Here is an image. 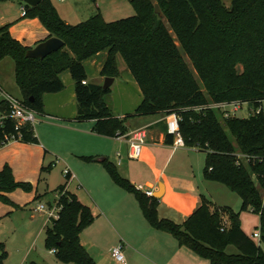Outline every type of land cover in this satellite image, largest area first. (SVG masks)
Here are the masks:
<instances>
[{
	"label": "trees",
	"instance_id": "trees-1",
	"mask_svg": "<svg viewBox=\"0 0 264 264\" xmlns=\"http://www.w3.org/2000/svg\"><path fill=\"white\" fill-rule=\"evenodd\" d=\"M131 2L136 12L132 16L107 22L98 13L77 24L66 22L52 0H43L36 7L26 5V17L39 18L50 36L65 41L63 48L44 58L27 56L31 47L12 36L10 25L1 26L0 61L5 56L14 59L22 93L19 99L38 113L44 112V95L62 91L61 75L70 71L75 80L77 120H95L94 130L102 135H125L127 117L116 116L107 101L112 87L89 82L84 64L107 51L101 73L118 78L121 55L143 94L135 114L177 113L187 147L207 152L205 177L239 193L243 211L251 208L261 215L264 243V113L225 117L210 106L242 101L258 107L264 101V0H232L231 6L224 0ZM156 4L163 18L156 12ZM0 108L10 112L6 100H0ZM12 140L40 142L34 126L17 128L16 120L5 116L0 120V146ZM173 141L174 135L167 131V142ZM240 154L252 158L238 163ZM104 165L118 185L135 193L149 223L173 234L180 245L212 264H264V249L243 229L240 212L219 207L204 196L202 205L183 223L161 218L158 198L137 190L108 158ZM68 182L55 191L67 189ZM18 188L31 191L33 185L17 181L7 164L0 171V200L14 204L7 194ZM61 202V217L48 227L46 246L56 249L63 262L96 264L81 240L82 232L95 219L91 207L68 190ZM226 216L229 226H225ZM232 245L237 250L230 252ZM7 254L5 243L0 242V264H5Z\"/></svg>",
	"mask_w": 264,
	"mask_h": 264
},
{
	"label": "crops",
	"instance_id": "crops-1",
	"mask_svg": "<svg viewBox=\"0 0 264 264\" xmlns=\"http://www.w3.org/2000/svg\"><path fill=\"white\" fill-rule=\"evenodd\" d=\"M54 5L56 6L55 3ZM56 8L58 9L57 6ZM58 11L66 22L71 23L61 10ZM21 17L18 23L6 21L1 26L10 25L12 36L31 48L51 37L39 18L26 17L24 11ZM107 55V51H102L84 61L89 82H104L106 76L101 71ZM120 71V77H126L127 85L134 89L131 92V88L126 89V84L122 82L121 87L128 90V93L119 98L122 103L128 102L130 108L123 111L117 110L115 106L113 108L116 116H132L131 120H136L131 123L126 120L125 137L97 133L94 130L95 120H77L75 80L70 71H65L61 75L64 89L44 95L45 110L39 113V123L34 126L40 142L12 140L0 146V171L9 164L17 181L33 185L31 191L18 188L8 193L14 204L0 200V242L8 244L11 231L17 229V221H22L24 227L34 226L32 229L36 239L49 227L48 221L42 219L44 227L39 219L36 221L38 216L33 213V207L37 201L53 202L55 190L64 185L51 184L53 167L62 160L74 175L67 184V190L91 207L95 215L92 224L84 229L81 240L96 264H114L111 249L120 242L125 245L128 264H212L190 247L180 245L173 234L154 228L145 217L135 193L118 185L104 165V160L108 158L134 185L144 184L153 189L154 193L159 190L160 183H163L165 192L158 202L161 218L183 223L202 205L204 196L209 198L207 191L210 192L211 184L204 173L206 159L204 161V157H201V152H204L207 158V152L191 147L175 148L173 143L167 142L169 115L166 113L135 114L143 100L142 91L129 68ZM120 77L115 78V82ZM0 89L20 98L17 94L21 90L16 80H5L1 73ZM0 100H5L1 93ZM6 115L5 109L0 108V120ZM142 128H146L148 133L142 155L137 159L131 158L128 135ZM87 156L94 159L88 160L85 158ZM49 191L53 194L48 196ZM259 227L260 225L257 226L258 229ZM31 249L32 244L23 253L19 250L20 256L17 255L15 259L8 254L5 264H27L31 258Z\"/></svg>",
	"mask_w": 264,
	"mask_h": 264
},
{
	"label": "rangeland",
	"instance_id": "rangeland-1",
	"mask_svg": "<svg viewBox=\"0 0 264 264\" xmlns=\"http://www.w3.org/2000/svg\"><path fill=\"white\" fill-rule=\"evenodd\" d=\"M56 6L59 10L62 11L65 18L71 22V24H77L79 22L88 20L92 16L101 13L103 18L107 22L115 21L121 18L129 17L134 15L135 9L132 5L131 0H53ZM228 6H231L232 0H224ZM26 5L21 0H4L0 1V26L3 22L11 21L13 24L18 23L22 17L21 13L24 11L23 6ZM187 58L188 63L190 64V67L194 70V66L192 65L191 60ZM120 61V62H119ZM120 63V69H127L128 66L124 60V58L119 55L118 57V64ZM243 68L240 65L239 71H241ZM92 72L94 73V69H92ZM0 73L2 74V77L7 80L10 78L15 81L16 75H15V61L11 56H5L0 61ZM199 77V76H197ZM126 77L121 76L117 82H115L114 86H112V92L115 93L113 95L110 94V96L107 97V101H109L110 107L114 108V106L117 108V110H126L125 108H130V104L128 102L122 103V100L119 98L120 95H124L125 93H128V90L126 91L123 87H121V83L123 82L126 84L124 87L126 89L131 88V92H134V89L127 85L126 83ZM17 83V81H16ZM105 84V80L102 83V85ZM123 88V89H122ZM18 97H22V93L17 94ZM119 108V109H118ZM128 110V109H127ZM126 112V111H125ZM251 114V106L248 102H245L243 104V107L236 112L235 116L238 117H248ZM155 115V114H154ZM37 120L40 118L39 113L36 114ZM132 116L128 117L126 120L127 122L131 123ZM142 117V116H137ZM134 117V118H137ZM88 121V120H87ZM39 122H35L36 126ZM201 157H204L205 161V154L204 152H201ZM66 164L61 160L57 165L53 167V183L54 186H59L60 184H66L68 182V177L66 176L64 170L66 168ZM48 176V173L46 174V177ZM211 184V190L208 193L207 196L219 207H230L235 212H240V219L242 226L244 227V230L247 234H249L256 242L262 245L264 249V243H261V241L254 236L255 231H259L257 226L261 224V215L251 208L248 210H242L243 206V200L239 193L233 191L230 189L226 184L210 180ZM74 189V187H72ZM48 196L50 194H53L52 191H49L47 193ZM55 198H53L54 201ZM37 201L33 207V213H35L38 218L36 221H40L42 223L43 227L45 226V222L48 221L49 227L53 226V222L49 221L48 215L45 213H39L34 210V208L39 203H49L48 201ZM227 218V216H226ZM45 221H43V220ZM18 226L17 229L11 231L8 239V244L6 245V251L7 253L13 257V259L17 258L18 251L27 250L29 246L32 244V251H31V258L28 261L31 262V260L36 259V261L40 264H75V263H67L61 261L56 253L52 252L47 246H46V237H47V229L46 228L40 238H34L35 232L34 229H32L34 226L30 225L28 227H24L25 225H22V221H17ZM39 223V224H40ZM230 221L229 219L225 220V226H229ZM24 227V228H23ZM83 233V232H82ZM82 235V234H81ZM83 237V236H82ZM85 245L87 244V240L84 237ZM87 246V245H86ZM237 248L235 246H230L228 248V251H236ZM7 254V255H8ZM18 255V256H17Z\"/></svg>",
	"mask_w": 264,
	"mask_h": 264
},
{
	"label": "built area",
	"instance_id": "built-area-1",
	"mask_svg": "<svg viewBox=\"0 0 264 264\" xmlns=\"http://www.w3.org/2000/svg\"><path fill=\"white\" fill-rule=\"evenodd\" d=\"M64 1V0H60ZM24 12L26 13L25 7L23 8ZM87 81H84L86 83ZM0 93L3 95L4 99L9 103L10 112L6 115V117H11L16 120V126L17 128H20L24 125L31 124L32 126L35 125V122H39V119L37 120L36 114L38 113L36 110L28 107L25 105L19 98L3 91L0 89ZM245 102L242 101H234V102H220V103H214L210 106L220 109L225 117H232L235 116L236 112H238ZM251 106V105H250ZM264 113V101L258 106L253 107L251 106V113ZM179 119L180 116L177 113H173L169 115L168 118V132L174 135V141L173 146L175 148L179 147H187L186 141L184 137L182 136L180 130H179ZM128 141L130 143V150H129V156L131 158H140L143 151V145L147 141L148 133L146 128H142L139 130H136L132 132L130 135H128ZM119 138L125 137V135L117 136ZM119 156H121V153L118 152ZM252 157L249 155H239V161L241 160H250ZM121 161V158H120ZM264 161V159H263ZM66 176L68 177V181H70L74 175L70 171L69 168H66L64 170ZM136 189L145 193L149 197H155L154 196V190L147 188L144 184H138L135 185ZM67 189L65 190H58L55 191V200L50 203H39L34 210L39 213H45L48 215L49 221L53 222L55 220L60 219L61 217V211L63 209V203L61 202V198L66 193ZM157 198V197H156ZM159 199V198H158ZM253 210V209H252ZM255 236L261 241V231L255 232ZM52 252H56V249H52ZM112 256L115 260L114 264H128L126 253H125V245L123 242H120L112 247L111 249Z\"/></svg>",
	"mask_w": 264,
	"mask_h": 264
},
{
	"label": "water",
	"instance_id": "water-1",
	"mask_svg": "<svg viewBox=\"0 0 264 264\" xmlns=\"http://www.w3.org/2000/svg\"><path fill=\"white\" fill-rule=\"evenodd\" d=\"M26 5L31 7H36L43 0H21ZM156 12L160 15V17H164V13L162 12L160 5L156 4ZM65 46V41L57 36H51L48 39L38 43L35 47L30 48L27 51V56L29 57H41L44 58L53 52L59 51L61 48ZM115 82V77L107 76L105 79V84L103 87L108 89L113 86ZM165 192V186L163 183H160V188L158 191H155L154 196L157 198H161Z\"/></svg>",
	"mask_w": 264,
	"mask_h": 264
}]
</instances>
